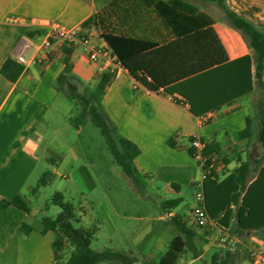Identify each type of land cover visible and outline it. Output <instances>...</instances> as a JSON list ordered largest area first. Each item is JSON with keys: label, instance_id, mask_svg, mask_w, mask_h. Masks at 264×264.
Segmentation results:
<instances>
[{"label": "crops", "instance_id": "0c3cea01", "mask_svg": "<svg viewBox=\"0 0 264 264\" xmlns=\"http://www.w3.org/2000/svg\"><path fill=\"white\" fill-rule=\"evenodd\" d=\"M148 1L151 0H0V68L8 58L16 61L20 53L25 60L23 72L14 83L0 75V202L21 195L32 205L40 188L34 184L39 168L46 169L50 163L52 179H66L63 168L69 165V155L74 147L79 151L80 129L88 118L78 129L73 127L81 102L71 99L57 85L66 57L63 48L70 44L51 36L55 26L74 31L78 39L88 40L93 47H108L101 38L103 34L162 46L211 27L229 61L249 58L239 66L244 70L249 66L252 92L200 117L189 111L180 96L151 93L126 71L111 79L102 107L118 136L139 148L140 153L132 163L138 177L145 176L149 183L163 185L172 193H179L182 184L196 186L197 168L201 167L198 158L189 154L190 138H197L202 144H218L212 161L220 180L237 170L239 160L249 161L245 159L249 149L260 148L263 154L256 141L257 104L264 97V73L260 81L255 78L256 56L248 37L233 26L216 2L188 0L195 10L191 14L171 7L172 0ZM225 3L237 16L256 28H264V0H225ZM93 17L97 26H83ZM80 40L70 46L69 82L79 93L89 94L106 71L88 58ZM24 43L30 47L21 51ZM246 86L245 80L243 87ZM71 100L74 106L70 105ZM248 118L252 136L236 139ZM54 154L57 161L51 156ZM258 171L251 173L247 185ZM233 208L236 211L238 205ZM174 216L177 217L172 210L167 212V218ZM43 217L33 206L29 213L14 206L0 207V264H54V233H42ZM76 219L79 223L77 216ZM22 224L31 227L27 235L19 232ZM234 224L235 218L230 228L222 230V235L231 238L226 247L216 244L221 232L215 230L210 238L203 237L205 232L189 226L196 231L193 240L196 255L192 254L186 264L207 253H211V259L221 261L231 253L228 264H251L249 250H264V229L238 234ZM229 231L235 233L230 236ZM219 248L224 251L217 255ZM161 257L151 253L146 258L158 262ZM139 261L136 258L135 264Z\"/></svg>", "mask_w": 264, "mask_h": 264}, {"label": "trees", "instance_id": "16d2710c", "mask_svg": "<svg viewBox=\"0 0 264 264\" xmlns=\"http://www.w3.org/2000/svg\"><path fill=\"white\" fill-rule=\"evenodd\" d=\"M148 1L149 3L152 2ZM188 0H172L171 7L181 12L194 13ZM216 2L233 26L242 31L249 39V44L256 56L254 69L255 78L260 81L264 73V28H256L247 20L237 16L226 5L225 0H208ZM97 26L96 18H90L83 26ZM101 38L107 44L117 62L135 80V82L151 93L164 92L170 96H180L189 106V111L196 117L230 104L233 100L252 92L251 71L249 66L244 70L241 66L245 57L238 61H229L226 51L217 34L211 27L193 32L176 39L166 45L158 46L150 41L126 38L113 34H103ZM71 45L64 47L66 54L64 68L57 78L71 99L81 102L82 108L72 125L78 129L85 118L96 127L103 137L114 162L122 169L125 176L134 181L138 175L133 168V160L139 155V148L129 140L118 136L115 126L110 122L102 107V98L113 74L106 71L89 94H81L75 85L69 82V55ZM23 72V66L14 59L8 58L0 68V75L10 83H14ZM246 80L248 86L243 87ZM178 103V100L175 99ZM259 111L257 140L262 146L261 157L249 161L239 160L237 170L220 180L215 169H209L212 156L218 152V144H203L200 154L205 159L201 167L203 173V205L209 218L221 230L230 228L235 218L234 231H259L264 229V97L257 104ZM250 119L246 127L235 135L236 139L252 136ZM193 138H190L191 142ZM172 146L171 142H168ZM189 154L196 157V151L189 146ZM259 170V171H258ZM256 178L247 185L251 173L257 172ZM37 184V188L45 184V178ZM51 202L61 212L56 218L43 217L42 233H54L52 242L54 264H135L136 258L126 252L105 248L101 251L91 249L94 233L91 230L76 228L78 223L74 206L64 201V196L56 192ZM179 199L164 202L165 209H173ZM238 205L236 211L233 206ZM14 206L25 213L31 211L30 202L21 195L10 201H1L0 207ZM173 227L179 233L173 238L166 252L156 264H176L180 255L186 250L196 255L193 240L196 231L193 227L174 216L171 218ZM31 227L22 224L19 232L27 235ZM231 253H227L220 264H228ZM212 260H215L214 257ZM214 264V263H213Z\"/></svg>", "mask_w": 264, "mask_h": 264}, {"label": "rangeland", "instance_id": "374dc122", "mask_svg": "<svg viewBox=\"0 0 264 264\" xmlns=\"http://www.w3.org/2000/svg\"><path fill=\"white\" fill-rule=\"evenodd\" d=\"M69 103L74 106L72 100ZM78 143L79 151L75 147L72 149L69 155L71 158L68 157L69 165L63 168L67 178L52 179L50 173L33 199L31 206L35 207L40 216H58L61 209L53 205L51 199L56 192H60L64 201L74 206L75 214L79 218L80 222H73V226L93 231L91 249L101 251L109 248L131 253L140 259L139 264H156L157 261L147 259V255L152 253L159 258L179 234L171 219L167 218L170 210L179 219H184L188 226L205 232L203 237L212 236L210 234L215 229L197 228L189 216L196 204V186L182 184L179 193H172L163 185L157 187L156 183H149L145 176L138 177L139 181L129 179L114 162L99 130L88 119L80 129ZM256 144H259L258 141ZM261 153L260 148L254 147L248 150L245 159L252 163ZM51 156L57 161V155ZM48 164L45 165L46 169L39 168L37 183L34 184H38L45 173L51 170L50 163ZM200 176L201 170L197 168L199 182ZM174 199H179V204L173 209H165L164 202ZM234 233L229 231L227 234L231 236ZM216 244L221 245L218 238ZM226 244L228 242L224 247ZM220 249L217 255L224 251ZM192 254V251L186 249L176 264H186ZM210 256L211 253L204 254L192 264L221 263L220 259L212 260Z\"/></svg>", "mask_w": 264, "mask_h": 264}, {"label": "built area", "instance_id": "2783aa9c", "mask_svg": "<svg viewBox=\"0 0 264 264\" xmlns=\"http://www.w3.org/2000/svg\"><path fill=\"white\" fill-rule=\"evenodd\" d=\"M51 36L63 40L70 45H73L76 41L80 40L78 39L77 34L74 31H69L58 26L53 27ZM80 42L82 43L83 50L87 54L88 58L95 63L101 64L102 69L104 71L112 73L114 78L119 75V72L125 71L117 62V59L108 47H93L91 46L90 42L86 39H83L82 41L80 40ZM29 47L30 45L28 43H24L21 51H26L27 49H29ZM16 62L21 65L25 63V60L22 57L21 53L17 56ZM190 147H192L196 151V158H198L199 165L200 167H202V165L206 162L200 154L201 150L203 149V144L197 138H193V140L190 142ZM214 166L215 164L212 161L208 168L215 169ZM196 187V204L192 207L190 212L193 224L197 228L210 227L217 230L218 233L221 232V235L217 237L221 245H224L226 242H231V238H229L227 235H222V230L217 226L214 221L209 218L207 212L204 209L202 180L196 184ZM248 255L251 264H264V250L250 249Z\"/></svg>", "mask_w": 264, "mask_h": 264}]
</instances>
